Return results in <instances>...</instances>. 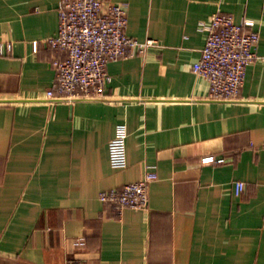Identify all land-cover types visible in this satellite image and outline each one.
<instances>
[{"label": "crops", "instance_id": "crops-1", "mask_svg": "<svg viewBox=\"0 0 264 264\" xmlns=\"http://www.w3.org/2000/svg\"><path fill=\"white\" fill-rule=\"evenodd\" d=\"M106 1L126 5L129 37L156 45L109 62L102 97L65 102L45 96L59 0H0V264H264V0ZM213 13L253 19L259 35L232 100L210 99L191 70ZM147 170L146 209L99 201Z\"/></svg>", "mask_w": 264, "mask_h": 264}, {"label": "built area", "instance_id": "built-area-1", "mask_svg": "<svg viewBox=\"0 0 264 264\" xmlns=\"http://www.w3.org/2000/svg\"><path fill=\"white\" fill-rule=\"evenodd\" d=\"M57 16V31L47 43L62 56L51 60L55 82L45 92L49 99L72 102L102 97L110 81L106 71L109 62L142 54L147 47L156 45L154 40L140 42L126 34V5L122 3L59 0ZM197 29L205 33V41L191 65L192 72L208 82L210 99H236L246 67L256 58L259 35L255 21L243 18L236 22L230 15L213 13L199 21ZM126 137L125 123L118 122L107 145L109 165L114 169L126 166ZM221 161L211 155L201 159L203 164ZM156 177L154 170H147L141 180L103 191L98 199L117 213L125 208L144 210L148 204V184ZM243 188V182L235 181L234 195H240ZM72 246L83 248L85 239L75 238Z\"/></svg>", "mask_w": 264, "mask_h": 264}]
</instances>
